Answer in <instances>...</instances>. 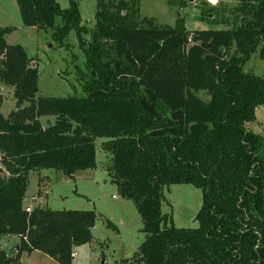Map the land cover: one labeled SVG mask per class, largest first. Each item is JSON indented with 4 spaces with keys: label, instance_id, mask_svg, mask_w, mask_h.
Listing matches in <instances>:
<instances>
[{
    "label": "trees",
    "instance_id": "obj_1",
    "mask_svg": "<svg viewBox=\"0 0 264 264\" xmlns=\"http://www.w3.org/2000/svg\"><path fill=\"white\" fill-rule=\"evenodd\" d=\"M236 2L232 28L188 31L183 17L172 26L141 18L138 0H96L91 30L74 0H16L22 25L58 47L75 34L86 74L81 97L36 98L37 68L6 42L14 29L0 27V84L16 107L0 114V239L20 240L9 257L0 248V264L32 252L72 264L73 248L91 242L95 212H26L23 201L33 171L95 169L96 139L111 157L109 183L141 218L132 262L264 264V134L246 128L264 105V76L242 69L256 52L264 60V0ZM170 185L201 191L196 228L162 212Z\"/></svg>",
    "mask_w": 264,
    "mask_h": 264
},
{
    "label": "rangeland",
    "instance_id": "obj_2",
    "mask_svg": "<svg viewBox=\"0 0 264 264\" xmlns=\"http://www.w3.org/2000/svg\"><path fill=\"white\" fill-rule=\"evenodd\" d=\"M61 8L69 6V0H55ZM81 16V25L94 27L96 0H74ZM181 1L184 5L182 6ZM141 18H153L159 25L172 26L177 17L185 18L188 31L222 30L232 28L236 17V0H138ZM211 11V12H208ZM60 25V19H55ZM0 27L14 30L5 36L9 45L22 46L38 70L36 98L71 96L81 97L82 74H86L85 55L74 33L66 41V47H58L49 33L26 28L22 25L16 0H0ZM88 40V36H85ZM243 71L264 76V60L256 52L243 65ZM81 76H80V75ZM202 99L205 96L199 94ZM0 114L4 117L15 110L13 88L0 84ZM52 117H43L42 126L53 123ZM253 133L264 134V105L255 109V120L246 124ZM102 139H96V168L77 171L66 176L53 170L33 171L28 177V188L23 205L33 209L47 208L53 211H93L95 224L90 243L75 246L76 256L72 264H120L121 260L132 262L138 246L143 241L140 232L142 222L131 201L117 196L116 187L109 183L107 167L111 157L101 149ZM161 210L171 217L176 228L197 227L196 213L201 206V191L191 185H170L163 191ZM33 198H36L35 200ZM33 199V200H32ZM26 208V207H25ZM113 228H109L107 223ZM1 241V250L10 253L13 244ZM8 247V248H7ZM26 260V258H25Z\"/></svg>",
    "mask_w": 264,
    "mask_h": 264
},
{
    "label": "crops",
    "instance_id": "obj_3",
    "mask_svg": "<svg viewBox=\"0 0 264 264\" xmlns=\"http://www.w3.org/2000/svg\"><path fill=\"white\" fill-rule=\"evenodd\" d=\"M33 199L35 200L36 198H33ZM24 207H29V206L26 205ZM2 238H5L6 245L13 244L14 246H16V247L9 248V250H11V251L8 254H6L3 251L7 257L13 255L14 253H16L18 251V246H19V241H20L19 237L9 236V237H2ZM2 238L0 239V246H1ZM72 254H74V257L76 256V253H74V251ZM74 257L72 258V260L74 259ZM25 258H26V260H25ZM19 264H57V263H55L52 259L48 258L47 256H45L39 252H32L29 254L28 253H21L20 259H19Z\"/></svg>",
    "mask_w": 264,
    "mask_h": 264
},
{
    "label": "built area",
    "instance_id": "obj_4",
    "mask_svg": "<svg viewBox=\"0 0 264 264\" xmlns=\"http://www.w3.org/2000/svg\"><path fill=\"white\" fill-rule=\"evenodd\" d=\"M25 211H26V212H30V211H31V208L26 207V208H25ZM71 257L73 258V257H74V254H72Z\"/></svg>",
    "mask_w": 264,
    "mask_h": 264
},
{
    "label": "water",
    "instance_id": "obj_5",
    "mask_svg": "<svg viewBox=\"0 0 264 264\" xmlns=\"http://www.w3.org/2000/svg\"><path fill=\"white\" fill-rule=\"evenodd\" d=\"M205 1L214 2L216 0H205ZM103 264H105V262H103Z\"/></svg>",
    "mask_w": 264,
    "mask_h": 264
}]
</instances>
